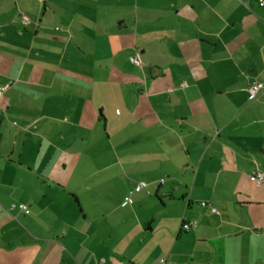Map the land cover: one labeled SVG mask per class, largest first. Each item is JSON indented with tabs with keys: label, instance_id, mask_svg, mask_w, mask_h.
<instances>
[{
	"label": "crops",
	"instance_id": "obj_1",
	"mask_svg": "<svg viewBox=\"0 0 264 264\" xmlns=\"http://www.w3.org/2000/svg\"><path fill=\"white\" fill-rule=\"evenodd\" d=\"M256 82L257 0H0V264H264Z\"/></svg>",
	"mask_w": 264,
	"mask_h": 264
},
{
	"label": "built area",
	"instance_id": "obj_2",
	"mask_svg": "<svg viewBox=\"0 0 264 264\" xmlns=\"http://www.w3.org/2000/svg\"><path fill=\"white\" fill-rule=\"evenodd\" d=\"M258 1V5L260 7H264V0H257ZM30 23V20L29 18H27L26 16H23L22 17V24L24 26L28 25ZM129 61L135 65H140V62L139 60L134 56V57H130L129 58ZM10 87V83L4 85V86H1L0 87V98L2 97L3 93ZM264 85L260 82H256V83H253L252 85H250L248 88H247V94L249 96V99L250 100H257L259 95L261 94V91L263 89ZM252 180L256 183V184H261L264 182V174L261 173V172H254L252 174ZM164 182V179L160 180V184H162ZM147 187V184L144 183V182H141V183H137L134 187V191L135 192H139L141 191L142 189L146 188ZM130 202V200L127 198L125 200V204ZM208 204L207 202H200V206L202 207H206ZM12 209H15L17 208L20 212L24 213V214H29V209L27 207V205L25 204H15V205H12L11 206ZM210 212L212 214H217L218 211L216 208L214 207H210ZM197 223L196 221H192V222H186L184 221L181 225V230L182 231H189L191 228H193L194 226H196Z\"/></svg>",
	"mask_w": 264,
	"mask_h": 264
}]
</instances>
